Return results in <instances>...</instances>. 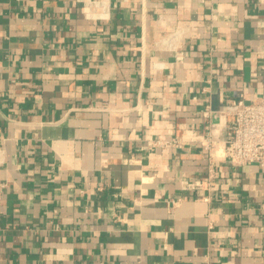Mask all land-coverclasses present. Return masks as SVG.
Segmentation results:
<instances>
[{"label":"crops","instance_id":"1","mask_svg":"<svg viewBox=\"0 0 264 264\" xmlns=\"http://www.w3.org/2000/svg\"><path fill=\"white\" fill-rule=\"evenodd\" d=\"M104 6L0 0V264H264V167L184 185L208 165L186 129L222 140L264 92V0Z\"/></svg>","mask_w":264,"mask_h":264},{"label":"built area","instance_id":"2","mask_svg":"<svg viewBox=\"0 0 264 264\" xmlns=\"http://www.w3.org/2000/svg\"><path fill=\"white\" fill-rule=\"evenodd\" d=\"M81 2L82 12L85 17L95 19H103L106 16L104 6L105 0H79ZM182 31L181 27H177L175 35H179ZM170 38V37H169ZM169 38L163 39L169 46L171 45ZM232 111L228 114V118L222 120L225 127V134L222 140L212 138L209 132L198 134L194 125L186 129L188 140H196L207 152V175L204 179H191L184 181V185L194 190L211 191L215 188V165L218 159H227L237 166H246L256 164L264 167V92L254 96L249 101L243 100L233 101ZM201 113L208 121L211 117L221 120L226 115L225 110L212 111L207 104ZM181 140L173 138L163 142L180 146ZM157 143L162 144L159 140ZM7 188V182L0 179V200ZM205 200L208 196H203ZM177 200H171L173 206Z\"/></svg>","mask_w":264,"mask_h":264}]
</instances>
